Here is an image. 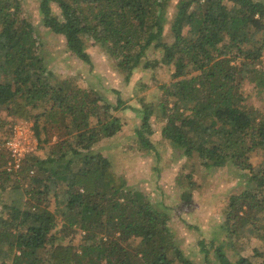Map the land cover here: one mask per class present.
<instances>
[{"label":"trees","instance_id":"trees-1","mask_svg":"<svg viewBox=\"0 0 264 264\" xmlns=\"http://www.w3.org/2000/svg\"><path fill=\"white\" fill-rule=\"evenodd\" d=\"M37 10L41 25L63 37L66 53L92 66L86 46L102 50L125 84L139 69H172L157 104L138 111V150L158 156L154 118L179 160L246 172L221 231L199 245L204 264H254L231 253L228 238L264 211V113L244 95L251 85L263 100L264 0H39ZM150 49L160 58L150 61ZM81 81L50 70L21 2L0 0V111L16 119L5 142L16 122L30 120L37 139H55L46 157L34 155L36 147L18 169L8 170V154L0 152V262L192 264L169 230L171 210L93 150L122 128L115 116L127 108L121 92H96ZM146 90L136 82L133 97ZM5 125L0 120V131ZM252 155L261 157L257 167ZM7 194L15 196L4 201ZM71 234L77 245L63 243Z\"/></svg>","mask_w":264,"mask_h":264},{"label":"rangeland","instance_id":"rangeland-1","mask_svg":"<svg viewBox=\"0 0 264 264\" xmlns=\"http://www.w3.org/2000/svg\"><path fill=\"white\" fill-rule=\"evenodd\" d=\"M19 1L25 17L38 34L46 65L50 70L60 77L79 75L82 78L81 85L96 92L102 93L104 89L109 88L121 92L127 108L115 112V116L120 119L122 128L114 138L100 142L93 147V150L104 154L109 159L113 170L122 176L128 185L136 186L143 191L153 204L162 202L171 210L168 225L175 245L183 251L192 264H204L199 242H207L214 231L218 233L221 231L220 226L225 221L229 198L238 195L246 188L247 173L232 167L204 169L199 166L196 158L179 160L178 153L172 149L171 145L160 139V124L154 118L151 123L154 129L153 139L157 142L158 156L152 151L141 154L133 136L139 124L138 111L143 108V103L154 106L157 104L156 101L161 95L160 86L170 82L172 69L163 65L154 69H139L132 76L131 82L125 84L123 76L115 70L113 62H110L102 50L85 45L90 52L92 66L66 53L63 37L48 32L41 25L37 13L39 0ZM173 12L172 4L171 14ZM168 30L167 27L166 34ZM147 58L150 61L157 60L160 54L150 49ZM136 82L142 87L146 86L147 90L138 97H133L132 90ZM244 89L247 104L264 113V95L263 100L257 98L251 85H245ZM139 99L141 101H138ZM156 115H158L157 111L153 117ZM0 120L6 124L0 131V152L6 153L5 132L16 119L0 111ZM44 139H48L49 142L41 143ZM37 140L38 146L34 155L44 158L55 139L51 133L48 138L41 133ZM250 161L254 167H257L261 157L252 155ZM10 196L15 195H5L4 201H9ZM257 218L250 226L237 224V227L239 225L238 237L231 235L228 239L231 240L234 249L231 253L246 257L254 264H261L263 258L259 255L264 253V238H257L256 234L264 236V211L262 214L259 213ZM219 237L222 240L224 234ZM78 242V234H71L63 241L64 244L73 245H77ZM0 264L10 263L6 261Z\"/></svg>","mask_w":264,"mask_h":264},{"label":"built area","instance_id":"built-area-1","mask_svg":"<svg viewBox=\"0 0 264 264\" xmlns=\"http://www.w3.org/2000/svg\"><path fill=\"white\" fill-rule=\"evenodd\" d=\"M38 145L33 121H18L12 126V134L5 142L8 154L7 168L18 169L27 154Z\"/></svg>","mask_w":264,"mask_h":264}]
</instances>
